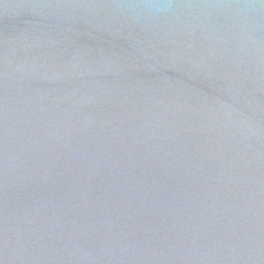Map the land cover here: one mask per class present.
I'll return each mask as SVG.
<instances>
[{
    "label": "water",
    "instance_id": "water-1",
    "mask_svg": "<svg viewBox=\"0 0 264 264\" xmlns=\"http://www.w3.org/2000/svg\"><path fill=\"white\" fill-rule=\"evenodd\" d=\"M0 264H264V0H0Z\"/></svg>",
    "mask_w": 264,
    "mask_h": 264
}]
</instances>
